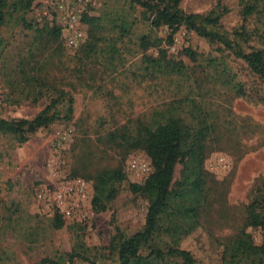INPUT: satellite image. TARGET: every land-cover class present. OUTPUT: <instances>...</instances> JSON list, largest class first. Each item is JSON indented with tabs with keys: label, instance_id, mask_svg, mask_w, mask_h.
<instances>
[{
	"label": "rangeland",
	"instance_id": "rangeland-1",
	"mask_svg": "<svg viewBox=\"0 0 264 264\" xmlns=\"http://www.w3.org/2000/svg\"><path fill=\"white\" fill-rule=\"evenodd\" d=\"M254 3L183 0L181 8L197 15L216 11L217 30L251 52L264 49V1L243 15ZM26 17L30 31L14 22L0 28V119L31 120L57 99L64 116L70 98L73 114L26 142L0 134V264H69L70 254L89 260L74 264H119L114 243L143 229L149 207L130 187L154 171L146 152L121 136L169 112L212 126L202 226L181 248L197 264H227L224 245L240 234L250 206L259 200L264 212V78L232 49L186 26L170 39L167 27H151L150 12L125 0H37ZM149 58L182 70L163 73ZM132 159L149 171L139 176L130 169ZM119 168L126 177L115 185L118 193L106 211L95 212V178ZM182 174L179 163L172 187ZM78 206L81 217L65 214ZM57 215L64 220L60 229L53 227ZM248 231L261 245L264 231Z\"/></svg>",
	"mask_w": 264,
	"mask_h": 264
},
{
	"label": "trees",
	"instance_id": "trees-1",
	"mask_svg": "<svg viewBox=\"0 0 264 264\" xmlns=\"http://www.w3.org/2000/svg\"><path fill=\"white\" fill-rule=\"evenodd\" d=\"M35 1L37 0H0V28L14 22L24 30H32L34 25L26 15ZM125 1L130 3L131 7H141L150 12L151 27H167L170 39L182 26H186L199 36L232 49L256 75L264 78V49L244 52L239 45H234L225 34L217 30L221 15L216 14V11L207 15L187 14L181 8L183 0ZM262 1L264 0H255L254 4L246 5L243 15H253L257 11L256 3ZM127 25L124 23V30H127ZM237 36L247 37L246 33ZM144 40L146 42V38ZM1 44L0 41V46ZM186 52L193 54L190 50ZM149 62L163 73L182 70L178 64L171 68L169 62H166L168 67H162L160 60L149 58ZM68 103L69 107L64 116L56 110L61 104V99H57L31 120L0 119V134L14 135L21 142H26L29 135L38 129L49 127L56 121L70 120L73 114V99L70 98ZM211 132L212 126L207 125L205 120L195 123L194 120L187 121L176 112H169L155 123L141 124L134 133L128 132L127 135L121 136L123 141L131 142V149L146 152L154 171L143 184H132L130 187L133 194L148 199L149 207L143 229L114 243L112 250L117 252L119 264H167L170 258H179L182 264H197L192 253L181 248V242L202 226L200 211L206 192L203 167L207 159V141ZM111 135L112 140H116L115 134ZM179 163L183 164V174L181 181L174 188V174ZM125 177L124 171L119 168L104 172L95 178V195L92 202L95 212L107 210L108 202L118 193L115 185L124 181ZM258 201L250 206L247 222L240 234L224 245L227 264H264V233L261 245H257L252 233L248 231L259 228L264 231V212L258 208ZM63 226L64 220L58 215L55 216L54 229ZM143 249L149 251L147 255L142 253ZM76 258L89 261L80 254H70L69 264H74ZM48 263L50 261L44 260L41 264Z\"/></svg>",
	"mask_w": 264,
	"mask_h": 264
},
{
	"label": "built area",
	"instance_id": "built-area-1",
	"mask_svg": "<svg viewBox=\"0 0 264 264\" xmlns=\"http://www.w3.org/2000/svg\"><path fill=\"white\" fill-rule=\"evenodd\" d=\"M129 166H130V169L132 171H135L136 173H138L139 176L141 174H145V173H147L149 171L148 166L145 163H143V162H141V161H139L137 159H132L130 161V165ZM82 186H84V185H82ZM78 209H79V211L77 213L74 212V209H70V208H67L64 212L69 217L70 216L73 217L74 215H77L78 217H81L82 216V211L80 210L79 206H78Z\"/></svg>",
	"mask_w": 264,
	"mask_h": 264
}]
</instances>
